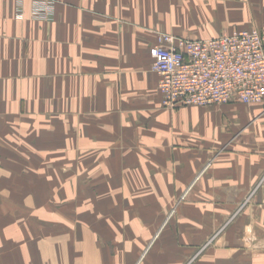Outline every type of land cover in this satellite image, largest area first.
Instances as JSON below:
<instances>
[{"label": "crops", "instance_id": "0c3cea01", "mask_svg": "<svg viewBox=\"0 0 264 264\" xmlns=\"http://www.w3.org/2000/svg\"><path fill=\"white\" fill-rule=\"evenodd\" d=\"M0 0V264H264V101L161 106L150 49L256 28L264 0Z\"/></svg>", "mask_w": 264, "mask_h": 264}, {"label": "built area", "instance_id": "2783aa9c", "mask_svg": "<svg viewBox=\"0 0 264 264\" xmlns=\"http://www.w3.org/2000/svg\"><path fill=\"white\" fill-rule=\"evenodd\" d=\"M16 19H23L25 0H14ZM57 0H31L29 16L37 22L55 17ZM150 49L161 106L243 105L264 101V36L256 28L207 40L168 34L156 36Z\"/></svg>", "mask_w": 264, "mask_h": 264}]
</instances>
